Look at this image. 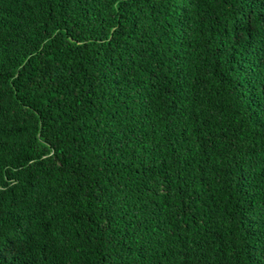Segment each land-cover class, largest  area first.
Returning a JSON list of instances; mask_svg holds the SVG:
<instances>
[{"label": "trees", "instance_id": "16d2710c", "mask_svg": "<svg viewBox=\"0 0 264 264\" xmlns=\"http://www.w3.org/2000/svg\"><path fill=\"white\" fill-rule=\"evenodd\" d=\"M0 264H264V0H0Z\"/></svg>", "mask_w": 264, "mask_h": 264}]
</instances>
